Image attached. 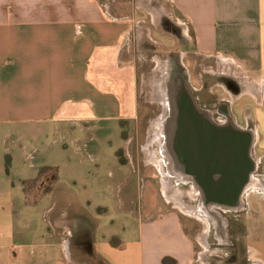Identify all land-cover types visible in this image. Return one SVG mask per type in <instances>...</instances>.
Returning a JSON list of instances; mask_svg holds the SVG:
<instances>
[{"label":"crops","instance_id":"0c3cea01","mask_svg":"<svg viewBox=\"0 0 264 264\" xmlns=\"http://www.w3.org/2000/svg\"><path fill=\"white\" fill-rule=\"evenodd\" d=\"M132 1L125 3L130 5ZM150 1L161 10L163 26L173 27V31L180 27L191 44L189 53L206 60L218 59L234 69L233 80L241 88V103L230 114L237 125V116L241 118L244 125L239 127L254 130L255 161L264 165V0ZM115 3L116 0L106 5L98 0H0V264H163L166 258L175 264H205L197 258L195 243L179 213L165 205L168 210L161 206L145 211L143 207L125 209L121 203L117 211L119 233H107L97 241L98 214L109 212V208L97 204L92 209L97 218L79 215L84 205L73 191V177L65 180L57 174L52 191L31 202L29 192L24 191L23 182L36 178L40 168H59L33 162L40 148L32 146L28 152L27 146L17 141L25 133V126L52 127L49 132L54 136L53 153L55 147L65 148L61 138L55 142L63 134L59 128L62 123L83 118L85 132H95L100 131L98 123L114 119L108 100L114 103L115 97H121L103 93L100 105L106 114L98 113L94 96L99 92L89 80L95 86L104 84L94 69L107 67L109 60L116 69H130L121 57L130 53L135 42H141L143 23L139 18L135 20L136 9H131L130 15L127 7V12L119 14L113 9ZM142 3L135 0L137 7ZM156 15H150L154 25ZM114 83L122 92L120 78H114ZM246 85L254 86V91L245 90ZM247 99L252 102L248 117L243 103ZM79 105L87 110L81 111ZM8 139L15 142L13 146L18 151H14L7 167L4 158L9 154L4 146ZM91 145L92 142L84 144L87 155ZM256 178L261 189L250 191L253 196H264V176ZM43 183L41 190L48 184ZM61 186L73 200L66 196L58 199ZM255 207L256 219L250 220V229L256 230V240L240 242L244 246L241 260L264 264V225L260 224L264 205ZM35 211L44 224L41 231L34 227ZM131 214L132 237L126 228ZM109 222H113L112 218Z\"/></svg>","mask_w":264,"mask_h":264},{"label":"rangeland","instance_id":"374dc122","mask_svg":"<svg viewBox=\"0 0 264 264\" xmlns=\"http://www.w3.org/2000/svg\"><path fill=\"white\" fill-rule=\"evenodd\" d=\"M98 1L106 5L113 0ZM137 1L143 2L142 5L137 7L135 0L130 5H126V0H116L113 6L119 14L124 13L127 7L130 15L131 9H136L135 20L137 18L143 20L140 30L141 42H135V46H131L130 53L125 52L121 57V60L130 64V69H116L114 62L109 60L107 67L97 66L94 69V73L103 78L105 83L95 86L89 80L90 85L99 92L94 96V103L97 107L99 105L98 113L106 114L100 105L103 93H112L121 97V100L108 97L114 101L113 103L108 100L113 108L110 113L114 115V119L108 118L109 122L98 123L97 127L100 131L95 132H85L87 125L83 118L78 122L62 123L59 128L63 129V134H59L55 142L61 138V145L65 144V148L55 147L53 153L52 149L55 145L54 136L49 132L52 128L50 126H25V133L22 136L18 134L21 137L17 141L27 146L28 152L31 151L32 146L40 148L34 155V163L59 165L57 174L60 178L65 180L74 178L73 191L80 200H83L84 205V210L81 209L79 215L88 217L90 215L94 218L100 216L96 232L97 241H101L102 235L107 233H119L120 216L117 211L121 203L125 209L129 210H140L143 207L145 211H148L154 207L159 209L162 208L161 206L163 208L167 206L181 216L183 226L195 243V253L199 261L205 264H247L245 260L240 261L241 256L236 263L232 259V248L218 241L219 236L215 238L212 235L214 224L211 219L214 221L215 219L212 216L209 219V215L206 216L200 210L199 197L192 185L181 183L167 174L160 150L163 138L159 127L164 119L161 97L163 99L165 83L172 80L175 75L182 76L203 105L224 104L229 112L236 111L241 103L238 100L241 88L235 85L233 80L234 69L225 66L218 59L206 60L195 53H189L191 44L187 38L183 37L180 27L173 31V27L163 26L160 22L161 10L158 5H152L150 0ZM155 13L159 15L156 17L157 25H154V20L150 17ZM114 78H120L122 81V92L117 91L116 83L113 84ZM254 88L251 85L245 86L248 92H253ZM243 103L247 105L245 112L248 117L252 102L247 99ZM79 108L81 111L87 110L84 105H79ZM128 111L131 112L130 116ZM237 119L238 125L243 124L239 116ZM86 142L90 144L92 142L89 155L84 152ZM14 143L11 139L5 143V151L9 154L6 159L4 158L6 165L10 163L14 151H18L14 148ZM253 157L255 159L254 153ZM263 168L264 165H258L255 175L263 177ZM164 176L167 179L166 189L162 182ZM51 177V174L42 177L34 189L28 185L23 186L29 191V202L37 197L40 198L42 194L40 184L45 181L51 182ZM258 189L261 188L257 187ZM67 193V189L63 186L59 187L58 199L66 196L68 200H73ZM252 194L250 190L245 194L243 211H223L230 212L232 218L237 220L238 235L235 237L239 244L240 242L242 244L244 240L246 242L256 240V230L250 229L252 223L250 220L256 219L255 206L256 204L264 205V196ZM87 201L90 204L86 206ZM97 204L107 205L109 212L95 214L92 209L96 208ZM37 213L34 212V227L35 230L41 231L44 224ZM147 214L149 215V213H143L144 216ZM132 217L131 214L126 227L131 237L134 232ZM111 218L112 223L109 222ZM260 221V224L264 225L263 216ZM216 223L220 224L221 230L224 229L221 217ZM243 231L246 232L243 234ZM224 234L222 233V237ZM241 244L239 247L242 249V254L244 246L242 247Z\"/></svg>","mask_w":264,"mask_h":264},{"label":"water","instance_id":"95a60500","mask_svg":"<svg viewBox=\"0 0 264 264\" xmlns=\"http://www.w3.org/2000/svg\"><path fill=\"white\" fill-rule=\"evenodd\" d=\"M163 98L160 150L167 174L192 185L200 210L214 219L224 210L243 211L245 194L259 186L254 130L239 127L228 109L223 121L215 120L179 75L165 83Z\"/></svg>","mask_w":264,"mask_h":264},{"label":"flooded vegetation","instance_id":"af4514ba","mask_svg":"<svg viewBox=\"0 0 264 264\" xmlns=\"http://www.w3.org/2000/svg\"><path fill=\"white\" fill-rule=\"evenodd\" d=\"M172 79H173V77H172ZM193 92H194L195 98L197 100V103L199 104L200 107L211 111L213 113L214 119L217 120L218 122L223 121L222 119H224V114L227 111L226 105H224V104H218L215 106L205 105V104L203 105L201 103L199 97L196 95L194 90H193ZM220 118H222V119H220ZM219 213H220V217L222 219V225H223L224 229L222 228V230H221V228H220L221 226H219L220 224L216 223L217 219H215V221H214L209 216L208 218L211 219L213 224H214V227H212V231H213L212 235L215 236V238H216V236H219V237H217L218 241H221L222 244L226 245V247L232 248V250H233L232 259H234L235 262L237 263V261H239V258L241 256V252H242V249L239 247L240 244H239V242H237L236 237H235L236 235H238V233H237L238 231L236 229L237 225H238L237 220L232 218L230 212L221 211ZM222 233L223 234L225 233L224 234L225 237L224 236L222 237ZM225 239H227V240L224 241ZM240 261H242V260H240Z\"/></svg>","mask_w":264,"mask_h":264},{"label":"trees","instance_id":"16d2710c","mask_svg":"<svg viewBox=\"0 0 264 264\" xmlns=\"http://www.w3.org/2000/svg\"><path fill=\"white\" fill-rule=\"evenodd\" d=\"M7 167H8V163H7ZM47 174H51L52 175V182H49L48 184H46L43 188H42V194L41 197H44L46 195H48L53 188V184L56 182L57 180V168L55 167H42L39 169L38 174L36 176V178L32 179V180H28V181H24L23 182V186L26 187V185L30 186L31 188H35L36 185L39 183L40 179L42 177H44ZM24 187V191L25 193H28L29 191L26 190ZM163 264H175L172 260L170 259H164L163 260Z\"/></svg>","mask_w":264,"mask_h":264},{"label":"bare ground","instance_id":"6f19581e","mask_svg":"<svg viewBox=\"0 0 264 264\" xmlns=\"http://www.w3.org/2000/svg\"><path fill=\"white\" fill-rule=\"evenodd\" d=\"M158 93H159V91H158ZM162 98V97H161ZM161 101L163 102V110L165 111V103H164V98L163 99H161ZM162 125V124H161ZM159 129H160V131H161V127H159ZM163 181V185H164V187H165V189L167 188V179H166V177L164 176V178L162 179ZM228 225V224H227Z\"/></svg>","mask_w":264,"mask_h":264}]
</instances>
